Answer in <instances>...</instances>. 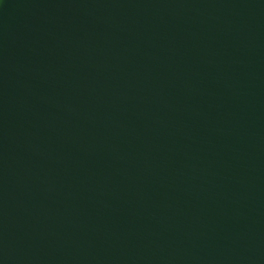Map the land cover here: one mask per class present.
I'll return each mask as SVG.
<instances>
[{
  "label": "water",
  "instance_id": "water-1",
  "mask_svg": "<svg viewBox=\"0 0 264 264\" xmlns=\"http://www.w3.org/2000/svg\"><path fill=\"white\" fill-rule=\"evenodd\" d=\"M0 264H264V0H0Z\"/></svg>",
  "mask_w": 264,
  "mask_h": 264
}]
</instances>
